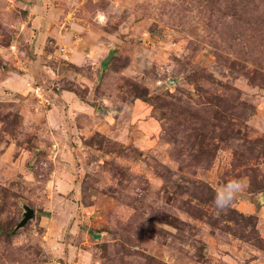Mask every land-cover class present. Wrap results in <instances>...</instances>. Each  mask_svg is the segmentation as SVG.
<instances>
[{
  "label": "rangeland",
  "instance_id": "1",
  "mask_svg": "<svg viewBox=\"0 0 264 264\" xmlns=\"http://www.w3.org/2000/svg\"><path fill=\"white\" fill-rule=\"evenodd\" d=\"M0 264H264V0H0Z\"/></svg>",
  "mask_w": 264,
  "mask_h": 264
},
{
  "label": "water",
  "instance_id": "2",
  "mask_svg": "<svg viewBox=\"0 0 264 264\" xmlns=\"http://www.w3.org/2000/svg\"><path fill=\"white\" fill-rule=\"evenodd\" d=\"M35 212L33 209L26 207L25 208V213H24V218L18 225L17 229L24 227L31 219L34 218Z\"/></svg>",
  "mask_w": 264,
  "mask_h": 264
},
{
  "label": "built area",
  "instance_id": "3",
  "mask_svg": "<svg viewBox=\"0 0 264 264\" xmlns=\"http://www.w3.org/2000/svg\"><path fill=\"white\" fill-rule=\"evenodd\" d=\"M34 92L36 93L37 97H40V88L34 89Z\"/></svg>",
  "mask_w": 264,
  "mask_h": 264
}]
</instances>
